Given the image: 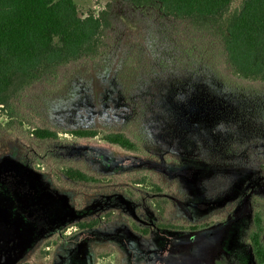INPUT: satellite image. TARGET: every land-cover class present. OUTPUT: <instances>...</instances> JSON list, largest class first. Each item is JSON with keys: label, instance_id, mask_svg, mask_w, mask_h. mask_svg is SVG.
Segmentation results:
<instances>
[{"label": "rangeland", "instance_id": "1", "mask_svg": "<svg viewBox=\"0 0 264 264\" xmlns=\"http://www.w3.org/2000/svg\"><path fill=\"white\" fill-rule=\"evenodd\" d=\"M73 2L80 17L104 12L110 26L97 58L58 68L13 100L11 114L0 110V264H254L247 235L253 208L264 211V82L230 75L216 39L154 4ZM37 128L58 139H35ZM78 129L98 136L69 135ZM113 132L139 151L102 141ZM68 167L99 182H72ZM208 222L195 233L158 227Z\"/></svg>", "mask_w": 264, "mask_h": 264}, {"label": "trees", "instance_id": "2", "mask_svg": "<svg viewBox=\"0 0 264 264\" xmlns=\"http://www.w3.org/2000/svg\"><path fill=\"white\" fill-rule=\"evenodd\" d=\"M134 7L154 4L161 15L185 23L196 33L219 42L230 75L252 82H264V0H242L230 12L233 0H130ZM110 23L106 13L80 17L73 0H0V110L10 114L13 100L45 76L72 63L95 59L101 54L104 32ZM9 114V115H10ZM76 139H93L94 129L68 132ZM37 140H57L58 133L33 129ZM102 141L137 153L138 145L125 134L113 132ZM63 176L76 183L97 184L86 172L68 167ZM98 220L79 223L80 230L91 229ZM211 222L187 227L159 224V228L195 233L211 227ZM132 230L147 235V229L134 224ZM264 211L253 208L252 227L247 235L254 264H264Z\"/></svg>", "mask_w": 264, "mask_h": 264}]
</instances>
